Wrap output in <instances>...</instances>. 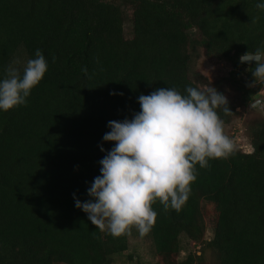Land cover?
<instances>
[{
	"label": "trees",
	"instance_id": "obj_1",
	"mask_svg": "<svg viewBox=\"0 0 264 264\" xmlns=\"http://www.w3.org/2000/svg\"><path fill=\"white\" fill-rule=\"evenodd\" d=\"M264 0H0V79L23 48L40 49L48 70L26 105L0 110V264H114L129 235L100 231L75 206L115 142L109 121L132 119L138 97L158 88L227 96L225 124L260 95L240 56L264 48ZM131 22V37L125 32ZM193 44L227 62L210 80L192 70ZM251 152L197 168L188 200L157 213L150 234L157 264H264V120ZM213 235L205 239L207 222ZM199 251L179 259L181 237ZM212 259V260H211Z\"/></svg>",
	"mask_w": 264,
	"mask_h": 264
},
{
	"label": "clouds",
	"instance_id": "obj_2",
	"mask_svg": "<svg viewBox=\"0 0 264 264\" xmlns=\"http://www.w3.org/2000/svg\"><path fill=\"white\" fill-rule=\"evenodd\" d=\"M264 10V3L257 4ZM23 69L13 60L0 79V110L8 112L26 105L32 90L43 80L48 64L40 49ZM240 63L255 62L250 86L264 85V48L242 54ZM186 94L174 88H158L140 95L141 111L132 119L109 121L111 129L103 136L115 142L100 160L101 175L88 189L86 202L76 199L100 231L114 237L131 235L134 228L141 237L155 225L157 201L164 211H179L197 178V168H208L209 161L226 159L234 152L233 140L225 134L220 111L231 114L226 95L214 87L187 86ZM258 106L252 100L250 109Z\"/></svg>",
	"mask_w": 264,
	"mask_h": 264
},
{
	"label": "rangeland",
	"instance_id": "obj_3",
	"mask_svg": "<svg viewBox=\"0 0 264 264\" xmlns=\"http://www.w3.org/2000/svg\"><path fill=\"white\" fill-rule=\"evenodd\" d=\"M125 32L128 37H131V22L127 21L125 25ZM192 51V70L193 72H200L207 76L210 80H216L227 76L231 71V66L216 57H207L204 53V48L198 44H193ZM29 59L26 51L20 48L15 54L13 60L20 61L21 71L24 63ZM262 99L264 102V90L256 98ZM254 100V101H256ZM238 115L234 119L225 124V134L228 135L234 142V148H240L243 151L251 152L253 147L251 145V127L264 120V109L257 106L250 109V103L246 106L238 107ZM208 229L205 234V239H210L213 235V224L207 222ZM182 251L179 259L187 257L190 251H199L201 245L195 244L186 236L181 237ZM212 260V259H211ZM158 256L155 253L150 232L141 237L139 233L133 228L131 235H129V249L124 254L117 256L114 264H157ZM63 264V263H60Z\"/></svg>",
	"mask_w": 264,
	"mask_h": 264
},
{
	"label": "water",
	"instance_id": "obj_4",
	"mask_svg": "<svg viewBox=\"0 0 264 264\" xmlns=\"http://www.w3.org/2000/svg\"><path fill=\"white\" fill-rule=\"evenodd\" d=\"M256 102H257V104H258L259 107H261L262 109H264V102H263L262 99H257Z\"/></svg>",
	"mask_w": 264,
	"mask_h": 264
}]
</instances>
